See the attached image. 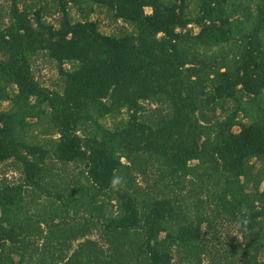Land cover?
Segmentation results:
<instances>
[{
	"label": "trees",
	"instance_id": "obj_1",
	"mask_svg": "<svg viewBox=\"0 0 264 264\" xmlns=\"http://www.w3.org/2000/svg\"><path fill=\"white\" fill-rule=\"evenodd\" d=\"M7 1L0 81L17 90L1 94L12 105L0 109V162L13 160L20 178L0 180V264H79L83 257L84 264H264V0H252L255 8L251 0H198L193 15L188 0H53L62 13L57 25L45 6ZM93 4L135 30L104 32L90 16ZM227 41L238 46L232 63L208 51ZM40 52L56 61L59 88L37 77ZM229 101L226 116L216 115ZM124 108L122 125L99 121ZM240 111L248 121L237 118ZM33 116L46 117L57 136L28 139ZM70 162L82 172L73 184L57 177ZM151 168L149 197L125 181L118 192L109 188L114 175L132 169L149 181ZM29 188L54 198V210L28 214ZM112 200L117 210L107 213ZM70 205L85 206L88 216L71 215ZM243 205L251 213L247 228H238L243 239L230 234L224 243L218 219L237 223ZM95 222L106 247L87 237L69 255L57 254V244L73 245Z\"/></svg>",
	"mask_w": 264,
	"mask_h": 264
},
{
	"label": "rangeland",
	"instance_id": "obj_2",
	"mask_svg": "<svg viewBox=\"0 0 264 264\" xmlns=\"http://www.w3.org/2000/svg\"><path fill=\"white\" fill-rule=\"evenodd\" d=\"M29 2H33L34 6H45L46 13L45 18L58 24L59 19L62 16V13L57 10V8L54 5L53 0H28ZM246 2H249L250 0H244ZM252 1V0H251ZM86 3V2H83ZM69 9L73 15L74 18H79L81 16V9L79 8V4L74 3L71 1L69 3ZM94 8H96L92 13L91 17L99 19L100 22V28L104 32L107 33H124L128 31L135 30V26L131 23L125 22L121 19L114 20L111 18L109 14V10L100 5L93 4ZM251 5L255 8L256 3L252 1ZM0 6L2 7L0 9V22L6 23L8 21L7 16V6L8 1L7 0H0ZM188 9L190 11V14H195L198 9V0H188ZM146 11L151 12L152 8L150 6H146ZM237 16V15H236ZM234 16V17H236ZM191 28L193 31L197 32L200 28L196 23H192ZM247 27L249 25H246ZM238 46L234 44L233 42L227 41V42H221L218 44H213L208 49L209 52H212V54H216L221 58V60L227 61L228 63H232L236 60L235 55L237 52ZM70 63H66V66H70ZM226 66V65H225ZM225 68V67H224ZM33 69L36 72L37 77L46 85L50 87H60L61 80L59 76V71L57 67V63L55 60L50 58L46 52H40L33 61ZM17 90V86L15 84L11 83H5L0 81V109H9L12 105L11 101L9 99L1 98V94H5L8 92V94H14ZM144 104L147 107L155 106V103L150 101H144ZM232 105V101H229L227 103L226 108L218 107L216 111V115L220 116L221 118H224L226 114L228 113L230 109V106ZM129 116V112L124 108L122 111H119L115 114H106L105 116L99 117V121L108 128H115L117 126H120L123 124V121L126 120ZM239 119H243L244 121H248L249 118L247 117L246 113L243 111L239 112L238 117ZM28 121H30V124L25 126V136L28 139L36 140L39 142H45L50 136H57L56 132H50V128H48V122L46 117L40 119V117L33 116L28 117ZM240 126L236 124L234 126L235 130H239ZM54 133V134H53ZM124 162H127L125 157L121 158ZM80 167L75 162H70L66 165L67 171L60 175H57L59 180L63 182V179H65L67 184H73L72 179L70 177L78 176V174H82L80 171ZM155 168V167H154ZM151 168L149 169V175L150 180L148 181V178H146L145 174H142L137 169H132V173H128L125 171H121L118 176L122 177L123 180L127 183L130 188H138L142 191L143 197H149L151 193V189L153 186H151V182L154 178L155 169ZM66 173V174H64ZM82 176V175H81ZM191 176V175H190ZM4 177H7L8 180L11 181H17L20 178V170L18 169V165L13 162V160H7L0 162V180H2ZM83 179V177L81 178ZM64 186V185H63ZM190 186V183L188 184ZM263 187V184L261 185ZM78 192H75L77 195ZM79 194V193H78ZM26 199L29 202V205H26V208L28 210V214L32 215L33 217L38 214L39 211H43L42 214H45L47 216V211L54 210V201L55 199L52 197L45 196L44 194L39 195L35 193V191L32 188H29L27 191H25ZM189 200H193L194 202L197 200L195 197H189ZM215 200V199H211ZM187 201V200H186ZM198 201V200H197ZM188 202V201H187ZM204 207L206 212L209 214H212L213 207L215 206V203L212 201L210 202L209 199L206 201ZM71 208V215H75L76 213L78 215H86L88 216L89 211L85 206L80 207L78 210L75 209L72 205H70ZM193 210H195V207H192ZM204 209V210H205ZM117 210V207L115 206V200L109 201L108 204H106V211L107 213H115ZM45 211V212H44ZM53 214V213H51ZM80 216H77L75 219L79 218ZM78 220V219H77ZM219 222H217L216 227L218 228V234L221 236L220 239L224 241V243L230 239V234L233 236H238L239 240L243 239V236L241 232L238 230L237 223L232 221L231 219H226L225 217L218 219ZM206 222L203 223V227L205 228ZM215 227V229H216ZM210 235V234H209ZM91 237L95 238L96 240L100 241V245L103 247H106V242L102 241L100 237V231L98 230V227L95 224L90 227V230L88 231L87 235L84 237H80L79 239H73V245H62L57 244V247L54 248V250L57 252V254H60L59 252L64 249V254L69 255L72 250L77 246V244L82 241L83 239ZM41 245L42 240H39L37 242ZM11 255L15 257V260L18 261L20 259V255L18 254V251L16 249L11 250ZM260 255L264 258V246L260 249ZM219 259H224V257H218ZM60 259V258H59ZM175 260H179L178 256H175ZM86 261V257H83L81 260V264H84ZM27 262H30V264H34V261H30L29 259ZM84 262V263H83ZM79 263V264H80ZM188 261L186 259L181 260L180 264H186Z\"/></svg>",
	"mask_w": 264,
	"mask_h": 264
},
{
	"label": "clouds",
	"instance_id": "obj_3",
	"mask_svg": "<svg viewBox=\"0 0 264 264\" xmlns=\"http://www.w3.org/2000/svg\"><path fill=\"white\" fill-rule=\"evenodd\" d=\"M124 184V180L120 176L114 175L109 183V188L114 191L118 192L121 190L122 186ZM250 216L251 213L246 205H243L240 210V215L237 220V227L241 229H246L247 225L250 223Z\"/></svg>",
	"mask_w": 264,
	"mask_h": 264
}]
</instances>
